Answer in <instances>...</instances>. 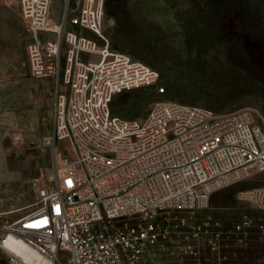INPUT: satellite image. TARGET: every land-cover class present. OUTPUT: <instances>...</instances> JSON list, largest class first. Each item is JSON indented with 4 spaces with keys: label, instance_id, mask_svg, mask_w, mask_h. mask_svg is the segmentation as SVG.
<instances>
[{
    "label": "built area",
    "instance_id": "1",
    "mask_svg": "<svg viewBox=\"0 0 264 264\" xmlns=\"http://www.w3.org/2000/svg\"><path fill=\"white\" fill-rule=\"evenodd\" d=\"M53 1L10 7L31 76L56 88L54 168L41 207L0 222L3 264H32L11 237L44 264H235L234 252L264 242L261 218L204 216L213 196L247 182L258 184L236 191L237 207L264 213V114L160 100L143 119L113 116L122 92L165 95L160 73L111 45L106 0H62L56 19Z\"/></svg>",
    "mask_w": 264,
    "mask_h": 264
},
{
    "label": "rangeland",
    "instance_id": "2",
    "mask_svg": "<svg viewBox=\"0 0 264 264\" xmlns=\"http://www.w3.org/2000/svg\"><path fill=\"white\" fill-rule=\"evenodd\" d=\"M15 5L0 0V214L13 211L0 222L41 207L38 197L44 181L50 187L54 168L48 139L56 88L33 78L25 65L21 30L12 38L13 27L4 21L17 19ZM62 8V0L53 1L54 19ZM105 16L111 45L157 70L166 89L163 96L155 88L116 95L113 116L143 119L160 100L216 112L253 106L264 114V0H106ZM257 184L221 191L204 216L229 225L245 213L264 222V213L241 211L235 202L238 189ZM233 261L264 264V242L234 252Z\"/></svg>",
    "mask_w": 264,
    "mask_h": 264
},
{
    "label": "bare ground",
    "instance_id": "3",
    "mask_svg": "<svg viewBox=\"0 0 264 264\" xmlns=\"http://www.w3.org/2000/svg\"><path fill=\"white\" fill-rule=\"evenodd\" d=\"M14 2L16 4V0H14ZM6 246L10 250H12L14 253L25 258L26 260H28L32 264H44L41 261L40 257L36 253H34L32 250L27 248L26 245L20 240H17L15 238L11 237L7 241Z\"/></svg>",
    "mask_w": 264,
    "mask_h": 264
},
{
    "label": "crops",
    "instance_id": "4",
    "mask_svg": "<svg viewBox=\"0 0 264 264\" xmlns=\"http://www.w3.org/2000/svg\"><path fill=\"white\" fill-rule=\"evenodd\" d=\"M5 22H9L12 27H13V33H12V38L15 37L18 32L21 30V23L19 21V19H14V18H8V19H4ZM6 23V24H7ZM25 56H26V53H25ZM1 261H2V258H1Z\"/></svg>",
    "mask_w": 264,
    "mask_h": 264
},
{
    "label": "trees",
    "instance_id": "5",
    "mask_svg": "<svg viewBox=\"0 0 264 264\" xmlns=\"http://www.w3.org/2000/svg\"><path fill=\"white\" fill-rule=\"evenodd\" d=\"M260 110V109H259ZM261 111V110H260ZM262 112V111H261Z\"/></svg>",
    "mask_w": 264,
    "mask_h": 264
}]
</instances>
